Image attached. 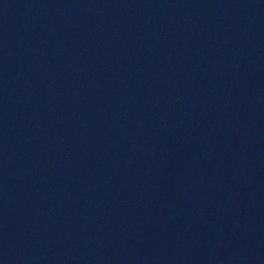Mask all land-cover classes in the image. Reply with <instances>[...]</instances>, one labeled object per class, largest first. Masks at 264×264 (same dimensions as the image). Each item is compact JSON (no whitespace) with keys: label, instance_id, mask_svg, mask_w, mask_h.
I'll return each mask as SVG.
<instances>
[{"label":"water","instance_id":"95a60500","mask_svg":"<svg viewBox=\"0 0 264 264\" xmlns=\"http://www.w3.org/2000/svg\"><path fill=\"white\" fill-rule=\"evenodd\" d=\"M0 264H264V0H0Z\"/></svg>","mask_w":264,"mask_h":264}]
</instances>
